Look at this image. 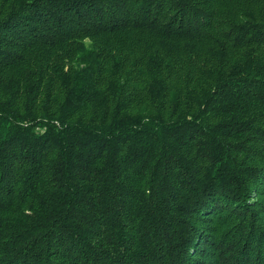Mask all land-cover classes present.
I'll return each mask as SVG.
<instances>
[{
  "label": "trees",
  "instance_id": "obj_1",
  "mask_svg": "<svg viewBox=\"0 0 264 264\" xmlns=\"http://www.w3.org/2000/svg\"><path fill=\"white\" fill-rule=\"evenodd\" d=\"M0 264H264V0H0Z\"/></svg>",
  "mask_w": 264,
  "mask_h": 264
}]
</instances>
